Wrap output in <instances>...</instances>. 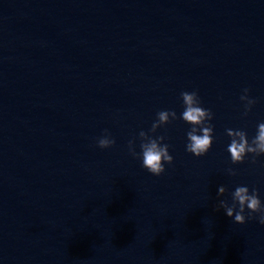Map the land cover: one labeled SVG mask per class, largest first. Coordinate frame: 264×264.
I'll use <instances>...</instances> for the list:
<instances>
[{"label": "water", "instance_id": "obj_1", "mask_svg": "<svg viewBox=\"0 0 264 264\" xmlns=\"http://www.w3.org/2000/svg\"><path fill=\"white\" fill-rule=\"evenodd\" d=\"M194 90L214 114L200 157ZM161 110L178 118L149 133L174 158L155 176L128 142ZM260 122L264 0H0V264H264V225L217 209L241 185L264 203V154L233 164L225 131Z\"/></svg>", "mask_w": 264, "mask_h": 264}, {"label": "clouds", "instance_id": "obj_2", "mask_svg": "<svg viewBox=\"0 0 264 264\" xmlns=\"http://www.w3.org/2000/svg\"><path fill=\"white\" fill-rule=\"evenodd\" d=\"M249 89H243L240 99L245 101L243 116H247L252 106L256 103L254 98L248 95ZM180 96L183 101L184 110L179 118L189 124L190 130L187 131L186 151L197 157L205 155L213 144L214 126L210 123L214 114L211 109L202 107V101L198 91H182ZM157 119L152 123L151 128L146 132H139L140 152L135 150L134 140L128 142L129 152L136 158L142 160V167L155 176H160L165 172V163L171 165L173 156L169 153L170 145L162 143L166 137L164 135L153 136L149 133H156L161 126L167 125L176 120L177 113L174 110H161L157 112ZM226 134L231 138L227 146L233 164L242 163L249 154H252V162H256V157L264 154V122L257 126V133L251 141L248 134L242 129L227 128ZM116 141L112 138L108 129H104V135L97 139L100 148H109L115 145ZM229 175H237V171L228 168ZM227 188L219 186L217 195L225 194ZM232 202L225 199L219 200L217 209L223 208L228 217L234 218L236 223L244 224L249 219H258L264 225V203H262L259 192L253 188L250 192L247 186H237L231 193ZM247 210V212H246ZM258 214V215H257Z\"/></svg>", "mask_w": 264, "mask_h": 264}]
</instances>
